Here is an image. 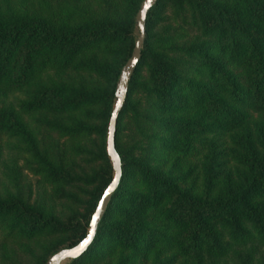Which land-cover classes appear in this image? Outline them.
Wrapping results in <instances>:
<instances>
[{"label":"trees","instance_id":"obj_1","mask_svg":"<svg viewBox=\"0 0 264 264\" xmlns=\"http://www.w3.org/2000/svg\"><path fill=\"white\" fill-rule=\"evenodd\" d=\"M143 2L107 0L99 16L77 0H40L47 14L0 0V96H27L19 110L0 104V138L21 141L59 196L77 179L39 145L37 125L51 124L49 116H73L51 126L67 141L101 139L107 164L86 178L98 185L86 214L71 220L0 197L3 247L72 233L46 246L35 264L86 238L113 180L105 137ZM168 5L174 24L157 31ZM72 70L98 73L104 84L44 82L48 73L61 79ZM125 132L133 143H122ZM116 142L122 184L93 246L70 264H220L264 244V0H161L148 15Z\"/></svg>","mask_w":264,"mask_h":264},{"label":"rangeland","instance_id":"obj_2","mask_svg":"<svg viewBox=\"0 0 264 264\" xmlns=\"http://www.w3.org/2000/svg\"><path fill=\"white\" fill-rule=\"evenodd\" d=\"M77 1L88 5L99 16L107 8V0ZM13 2L16 9L23 13L25 10H29L31 14L48 13L46 10L41 9L40 0H27V2L13 0ZM47 2L55 6L58 0H47ZM172 16L173 8L168 5L163 15V22L158 26L157 31L171 23L174 24L171 20ZM138 36L137 30L136 37L138 38ZM184 40L187 39L185 38ZM111 61H113L112 58ZM60 81L73 85L85 84L93 86L100 83L104 84L98 73L82 70L66 72L61 79H58L54 72L48 73L44 78L46 83H57ZM26 97L25 92H18L6 98L0 96V104L12 105L19 110V105L26 100ZM134 98L137 99V95ZM114 106L115 101L112 111ZM49 117L51 124L42 122L41 125H37L41 126L38 129L39 145L42 150H49L53 154L54 159L61 165H65L77 180L72 186L63 189L66 196L57 195L55 192L56 188L43 183L41 176L36 173V162L30 157L26 146L17 139L3 137L0 138V197L18 196L28 205L36 207L45 205L49 209L53 208L62 220H71L72 217L78 214H86L87 204L91 199L92 192L98 185V183L93 186L87 185L85 182L86 178L94 177L95 174L103 172L107 168L106 160L103 157V141L98 137H83L73 142L67 141V137H63L57 129L51 126L71 123L73 116ZM128 122L126 118L125 123L127 124ZM121 141L123 144L133 143L128 132L123 133ZM105 142L107 153V133ZM108 160L112 166L109 157ZM112 177H114L113 167ZM71 235L72 233L68 234L67 237L46 236L31 241L22 239L9 240L5 247L0 245V264H35L36 258L43 255L46 246H53L54 243L69 238ZM257 243L248 245L245 249H239L240 254H235L220 264H264V244ZM53 256L48 259L46 264ZM65 264H70V262Z\"/></svg>","mask_w":264,"mask_h":264},{"label":"water","instance_id":"obj_3","mask_svg":"<svg viewBox=\"0 0 264 264\" xmlns=\"http://www.w3.org/2000/svg\"><path fill=\"white\" fill-rule=\"evenodd\" d=\"M161 0H145L141 5L139 13L136 18V25L138 30V38L133 50L132 57L125 64L115 93V106L113 108L107 132V154L111 160L114 177L101 200L98 203L95 213L92 216L87 236L78 245L67 248L56 253L48 262V264H65L66 262H73L81 259L93 246L99 226L104 220L109 206L113 200L114 195L120 188L123 181V163L121 156L117 150V126L120 116L122 115L130 92V85L133 75L138 68L142 52L145 46L147 37V19L153 8H155Z\"/></svg>","mask_w":264,"mask_h":264}]
</instances>
